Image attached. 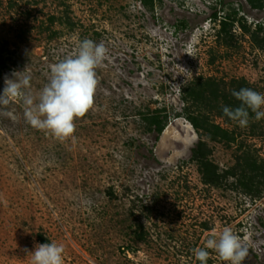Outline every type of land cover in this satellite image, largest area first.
<instances>
[{
  "label": "rangeland",
  "instance_id": "374dc122",
  "mask_svg": "<svg viewBox=\"0 0 264 264\" xmlns=\"http://www.w3.org/2000/svg\"><path fill=\"white\" fill-rule=\"evenodd\" d=\"M212 10L235 11L250 32L257 24L264 32V8L247 0H155L152 9L140 0H0V92L5 78L27 76L21 91L36 97L51 66L84 39L108 49L73 136L33 128L22 97L0 104V264H29L28 253L51 242L64 245V264H200L193 250L225 227L246 242L242 264H264V194L250 197L224 174L241 156L264 162V118L250 110L241 127L210 115L232 133L229 143L202 131L193 141L175 124L196 112L182 95L197 77L264 94V50L238 24L225 45L207 24ZM155 111L171 125L161 142L143 119ZM199 141L218 185L203 182ZM206 250L207 264H228Z\"/></svg>",
  "mask_w": 264,
  "mask_h": 264
},
{
  "label": "clouds",
  "instance_id": "9594fccd",
  "mask_svg": "<svg viewBox=\"0 0 264 264\" xmlns=\"http://www.w3.org/2000/svg\"><path fill=\"white\" fill-rule=\"evenodd\" d=\"M221 17L207 19L213 34L219 30ZM108 49L103 43L84 39L78 43L76 52L67 56L50 68L49 82L36 97L25 95L21 89L29 86V77L19 82L5 78L3 91L0 92V104L7 105L11 98L22 97L26 105L25 117L28 123L38 130H46L58 139H66L75 132L74 120L82 117L94 104V95L98 85L97 67L105 60ZM232 95L241 102L240 107H223V113L229 119L246 127L249 122V109L255 113V119L264 118V94L250 88L232 91ZM213 250L221 260L228 264H242L248 255L246 242L225 227L206 239L203 248L194 249L195 258L200 264H207L209 252ZM65 248L56 242L39 244L30 255L29 264H64Z\"/></svg>",
  "mask_w": 264,
  "mask_h": 264
},
{
  "label": "trees",
  "instance_id": "16d2710c",
  "mask_svg": "<svg viewBox=\"0 0 264 264\" xmlns=\"http://www.w3.org/2000/svg\"><path fill=\"white\" fill-rule=\"evenodd\" d=\"M154 1L155 0H140V2L149 9L153 8ZM247 2L253 9H261L264 7V0H247ZM236 16L237 13L235 11H231L222 17L219 22V30L216 34L217 37H220L225 45H229L233 39L232 28L235 24H238L243 32L249 33L252 43L256 47L264 50V32L260 24H257L255 29L250 32L246 24L243 23V20L241 18H236ZM211 17L216 19L217 13H214ZM49 21L54 23L56 20L54 17H51ZM181 26L185 27V24H181ZM4 68L5 60L0 53V76ZM241 88L249 87L244 81L232 80L227 86H225L213 78L203 79L201 77H197L193 79L183 88L182 101L188 106L191 105L196 110V112H187L188 109H190L187 108L185 113L186 119L196 130V132L202 131L211 141L221 140L226 143L233 141L234 138L232 133H229L226 129H223L219 125L211 122L209 116L214 115L222 117L228 123L230 119L224 115L223 107L227 106L231 109L240 107L241 102L232 95V91H239ZM248 111L249 115H251L250 109ZM161 116L162 115L159 111H155L150 116L143 117V119L148 122L149 131L152 127L159 134L163 131L167 116ZM208 153L209 150L206 148V145L199 141L196 149L193 151V158L198 163L203 182L205 184L215 186L219 184L220 175L217 174L216 166L207 160ZM240 163L239 168H241L243 172L245 169L249 168L253 172V176L250 177L249 181L243 179V187L247 192H251L254 195L258 194L260 192L258 189V184H254L253 181L255 176H257L256 174H259L260 177H264V169L262 165L258 164L255 159H252L247 155L241 158ZM231 173V170H226L224 172L226 176L230 175ZM139 239H142V236H139Z\"/></svg>",
  "mask_w": 264,
  "mask_h": 264
},
{
  "label": "flooded vegetation",
  "instance_id": "af4514ba",
  "mask_svg": "<svg viewBox=\"0 0 264 264\" xmlns=\"http://www.w3.org/2000/svg\"><path fill=\"white\" fill-rule=\"evenodd\" d=\"M210 8V7H209ZM264 8V7H263ZM263 8H261V9H263ZM260 9V10H261ZM214 13H217L215 10H212V13L210 14V17L214 14ZM218 13H219V11H218ZM218 13H217V17H219L220 18V16L218 15ZM209 17V18H210ZM216 17V18H217ZM221 19H222V17H221ZM190 132H189V137H190ZM234 141V140H233ZM189 144V143H188ZM241 157H243V156H241ZM241 162V159L239 160V162L237 163V164H235V166H234V168H231L230 170L232 171V173L229 175L232 179H234V181H235V185L237 186V187H239V188H241L242 190H244L246 193H248L249 195H250V197L253 195V196H255V197H257L260 193L263 195L264 194V190H262V188H260L259 189V184L260 183H257V181L258 180H260L261 182H262V185H263V183H264V177H260L259 176V174H256L257 176H255V178H254V181H253V183L254 184H258V189L260 190V192L258 193V194H256V195H254L253 193H251V192H247L246 191V189L243 187V179H246V181H249V179H250V177H252L253 176V172L250 170V168L249 169H245V171L243 172V170L241 169V168H237V167H239L238 165H239V163ZM241 164V163H240ZM258 164H260V163H258ZM260 165H262V167H263V169H264V162L263 163H261ZM256 179H258V180H256ZM245 181V182H246ZM262 200H264V198H262ZM256 201V199H253V202H255Z\"/></svg>",
  "mask_w": 264,
  "mask_h": 264
},
{
  "label": "water",
  "instance_id": "95a60500",
  "mask_svg": "<svg viewBox=\"0 0 264 264\" xmlns=\"http://www.w3.org/2000/svg\"><path fill=\"white\" fill-rule=\"evenodd\" d=\"M177 122H179L180 124H182V123H184V124H182L184 127H186L187 129H189L191 132H192V137H191V139L193 140V141H197L198 139H197V137H196V130L192 127V125L188 122V121H186V120H184V119H177L176 121H175V124L177 123ZM169 127L171 126V125H168ZM168 126L167 127H165L164 128V130L161 132V136H160V142H161V139H162V137H163V135H164V132L166 131V129L168 128ZM189 145V144H188ZM185 147H187V145L185 146Z\"/></svg>",
  "mask_w": 264,
  "mask_h": 264
},
{
  "label": "bare ground",
  "instance_id": "6f19581e",
  "mask_svg": "<svg viewBox=\"0 0 264 264\" xmlns=\"http://www.w3.org/2000/svg\"><path fill=\"white\" fill-rule=\"evenodd\" d=\"M166 132H167V131H166ZM166 132H165V133H166Z\"/></svg>",
  "mask_w": 264,
  "mask_h": 264
}]
</instances>
